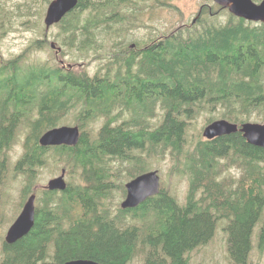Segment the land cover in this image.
<instances>
[{
  "label": "trees",
  "instance_id": "1",
  "mask_svg": "<svg viewBox=\"0 0 264 264\" xmlns=\"http://www.w3.org/2000/svg\"><path fill=\"white\" fill-rule=\"evenodd\" d=\"M3 1L9 0H0L2 33L21 26L37 34L0 61V180L22 132L24 153L12 169L13 176H25L20 209L29 194L36 197L32 228L3 242L0 264L78 258L198 264L186 255L212 238L219 220H225L231 263L248 264L255 226L264 247V147L240 132L206 139L201 130L215 118L213 111L238 124L250 118L264 123V22L229 12L217 19L213 6L204 5L195 22L168 32L154 26L146 38L132 40L130 30L144 25L135 24L138 14H152L166 5L163 0H77L54 24L57 46L51 47L46 35L39 36L49 0H15L11 9H2ZM46 49L52 57L29 58ZM65 50L92 52L95 72L83 69L85 57L57 62ZM202 112L204 122L190 138ZM69 116L80 130L77 143L41 146V134ZM100 120L96 132L85 130ZM152 158L168 161L169 175L187 180L183 203L160 185L138 206L119 208L115 193L125 195V180L150 170ZM48 161L78 180L64 190L42 186L38 170ZM231 167L240 170L236 178L225 175Z\"/></svg>",
  "mask_w": 264,
  "mask_h": 264
},
{
  "label": "rangeland",
  "instance_id": "2",
  "mask_svg": "<svg viewBox=\"0 0 264 264\" xmlns=\"http://www.w3.org/2000/svg\"><path fill=\"white\" fill-rule=\"evenodd\" d=\"M15 0L3 1L1 2L2 9L12 8V2ZM50 1V0H49ZM48 1V2H49ZM139 1V0H137ZM166 5L162 7H156L152 14L145 12L143 16L138 14V20L135 24H144L139 25L138 27H134L130 31V37L132 40L137 39H144L146 38L149 33L152 31V28L155 26L159 31H170L172 28L189 24L193 18L200 12V8L204 5L206 6H213L214 15L218 14L217 19L226 20L228 11L218 9L217 5L212 0H163ZM260 0L256 1L258 3ZM41 4L43 0H40ZM136 3V1H135ZM23 4V2H22ZM48 3L43 4V10H41L40 22L42 23L43 17L45 14V10ZM140 8V5L138 4ZM124 11V9H123ZM226 11V12H225ZM204 15H202L203 17ZM1 18L2 15H0ZM7 26V24H5ZM5 26V27H6ZM42 27L43 23H42ZM7 32L2 33L3 30L0 29V61L1 59H7L12 57L21 52V49L27 44L29 38H34L37 34L32 30L23 31L21 26H16L14 28H10L9 26L6 27ZM57 32V27L54 25L51 26L48 32L45 33L44 29L39 36L41 38L46 35L48 37V42L54 41L53 36ZM55 42V41H54ZM57 45H54V47ZM60 48V47H59ZM62 50V48H60ZM54 51V50H53ZM92 56V52H88L82 56L81 54L65 50V54L62 57H57V62L61 60L64 64L69 62V58L72 57H85V65L84 70L92 75L97 67V60L89 61ZM52 57V53L46 49L42 51H38L29 55L31 60H46L47 58ZM214 115V119H218L219 114L215 111L212 112ZM203 112L200 113L195 121L192 123L189 129V136L190 138H195L197 130L200 129L202 123L204 122L203 119ZM157 120L153 119L152 123H155ZM249 121L252 122H261L255 119L250 118ZM103 121H97L96 123L92 124L85 130L87 132H91L95 129V132L100 127ZM64 125L74 126L75 122L73 121V117L69 116L66 119V122L63 123ZM203 130V127H202ZM201 130V131H202ZM21 132L14 144L11 146V150L8 152V163H7V170L3 178L0 180V259H1V245L2 240L4 239L6 230L8 226L12 223L14 218L20 212L19 201L21 197V189L24 182L25 176L22 174H17L16 176L12 175V169L16 161L23 155V139L24 136ZM22 138V139H21ZM17 144V145H16ZM16 145V146H15ZM15 153V154H14ZM16 156V158H15ZM165 160H157L156 158H152V162H150L149 166L152 167L151 169H158V173L160 175V185H164V188L169 191V193L175 195L178 199L180 204L183 203V198L185 197L187 191V180L181 176H177V174H170L169 175V168L170 163L168 161L164 162ZM117 161H113V164L116 166ZM63 168L61 163L51 166L49 161L44 163V166L40 167L38 170V183L41 185H45L46 182L54 177L58 176ZM240 174V170L238 167H231L228 171L225 172V175H231L233 177H237ZM124 177V176H123ZM66 183L71 181L76 182L78 180V176L69 173L66 171L65 174ZM127 181V180H125ZM124 198V195L121 196L119 192L115 193V197L113 199L114 203H117L120 206L121 200ZM120 208V207H119ZM264 219V215L263 218ZM225 220H219L216 223L214 234L212 238L204 245L195 248L191 252H189L186 256L189 258L191 263H198V264H232L226 246V238L227 233L225 229ZM258 229L255 226L251 233V244L252 248L249 252L248 256V264H264V247H262L259 243L258 239Z\"/></svg>",
  "mask_w": 264,
  "mask_h": 264
},
{
  "label": "water",
  "instance_id": "3",
  "mask_svg": "<svg viewBox=\"0 0 264 264\" xmlns=\"http://www.w3.org/2000/svg\"><path fill=\"white\" fill-rule=\"evenodd\" d=\"M216 4L236 17L251 21L264 22V0L255 3L253 0H213ZM77 0H51L45 10L43 22L45 30L49 26L57 23L61 17L75 7ZM54 47L53 43H50ZM240 132L245 140L253 145L264 147V124L259 122L246 121L241 124L231 122L227 119H216L204 126L203 137L212 139L214 137ZM79 139L78 126L58 125L48 129L39 138L41 146L54 145H75ZM65 170L48 180L46 188L49 190H64L66 182L64 180ZM159 175L157 170H148L137 174L125 184V197L120 202L123 209L134 208L145 201L148 197L154 196L159 192ZM34 198L31 194L24 202L21 211L9 226L5 234V241L13 243L25 236L32 228L34 223ZM63 264H101L94 260L78 258L65 261Z\"/></svg>",
  "mask_w": 264,
  "mask_h": 264
},
{
  "label": "bare ground",
  "instance_id": "4",
  "mask_svg": "<svg viewBox=\"0 0 264 264\" xmlns=\"http://www.w3.org/2000/svg\"><path fill=\"white\" fill-rule=\"evenodd\" d=\"M155 80H156V79H155ZM146 90H147V89H146ZM211 94H212V93H211ZM23 136H24V135H23ZM23 136H22V137H23ZM21 139H22V138H21ZM24 139H25V138H24ZM24 142H25V141H24ZM16 145H17V144H16ZM16 145H15V146H16ZM59 146H60V145H59ZM66 146H67V145H66ZM68 146H69V145H68ZM71 146H72V145H71ZM14 154H15V153H14ZM21 156H22V154H21ZM15 158H16V156H15ZM18 161H19V160H18ZM67 184H68V183H67ZM20 192H21V191H20ZM35 195H36V194H35ZM35 197H36V196H35ZM122 198H123V197H122ZM220 198H221V197H220ZM217 199H218V198H217ZM119 203H120V202H119ZM35 210H36V209H35Z\"/></svg>",
  "mask_w": 264,
  "mask_h": 264
},
{
  "label": "flooded vegetation",
  "instance_id": "5",
  "mask_svg": "<svg viewBox=\"0 0 264 264\" xmlns=\"http://www.w3.org/2000/svg\"><path fill=\"white\" fill-rule=\"evenodd\" d=\"M35 187H39V184L35 185ZM3 240H4V239H3ZM3 240H2V241H3Z\"/></svg>",
  "mask_w": 264,
  "mask_h": 264
}]
</instances>
